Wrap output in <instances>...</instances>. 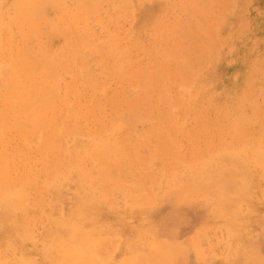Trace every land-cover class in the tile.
<instances>
[{
	"label": "rangeland",
	"instance_id": "rangeland-1",
	"mask_svg": "<svg viewBox=\"0 0 264 264\" xmlns=\"http://www.w3.org/2000/svg\"><path fill=\"white\" fill-rule=\"evenodd\" d=\"M21 2L0 0L2 264H71L75 237L92 264H264V0H54L36 29ZM151 76L171 95L140 102Z\"/></svg>",
	"mask_w": 264,
	"mask_h": 264
},
{
	"label": "bare ground",
	"instance_id": "bare-ground-1",
	"mask_svg": "<svg viewBox=\"0 0 264 264\" xmlns=\"http://www.w3.org/2000/svg\"><path fill=\"white\" fill-rule=\"evenodd\" d=\"M204 1V0H203ZM228 1H230V0H228ZM233 2H234V0H233ZM237 1H235V3H236ZM46 7H49V8H53V9H55V8H57V6H56V4H55V2H54V0H53V2H52V0L51 1H48V3H47V5L45 4V0H22V2H21V4L18 6V8H19V10H20V12H18L19 13V19H20V21L22 20V22H24V23H26V24H28V26L30 27V28H32V29H36V27H37V23L39 24L40 23V21L44 18V15H45V11H46ZM245 7H246V5H245ZM200 8V7H199ZM247 8V7H246ZM217 9H219V8H217ZM214 10V9H213ZM215 12V11H214ZM220 12V11H219ZM218 12V13H219ZM201 13V11L199 12V14ZM217 13V12H216ZM215 13V14H216ZM217 13V14H218ZM2 14V8H1V6H0V15ZM224 15H225V12L223 13ZM228 15V14H227ZM221 16V15H220ZM1 17V16H0ZM198 18V17H197ZM214 18V17H213ZM217 17H216V15H215V19H216ZM220 18V17H219ZM1 19V18H0ZM210 19H211V17H210ZM227 19V18H226ZM245 19V18H244ZM217 20H219L218 18H217ZM219 22H220V20H219ZM244 22V21H243ZM212 24V23H211ZM218 25V24H217ZM213 26H215V25H213ZM67 28H69V27H67ZM212 29V28H211ZM104 30V29H103ZM199 32V31H198ZM90 33V32H89ZM190 36V35H189ZM93 37V36H92ZM24 38L26 39V37L24 36ZM216 38H217V36H216ZM60 39V38H59ZM183 39V38H182ZM31 40V39H30ZM29 40V41H30ZM104 40V39H103ZM216 40V39H215ZM223 40V39H222ZM104 42V41H103ZM88 43V42H87ZM90 43V42H89ZM204 43H205V41H204ZM195 44V43H194ZM201 44H203V43H201ZM200 44V45H201ZM219 45V44H218ZM51 48V47H50ZM0 49H2L1 47H0ZM53 49H54V47H53ZM52 49V50H53ZM58 49H59V47H58ZM196 49V48H195ZM51 50V51H52ZM194 51V50H193ZM193 51H191L192 52V54L195 56V52H193ZM201 51V50H200ZM204 51V50H203ZM216 51V50H215ZM187 52V51H186ZM202 52V51H201ZM57 53V52H56ZM187 54V53H186ZM47 55V54H46ZM53 55V54H52ZM51 55V56H52ZM61 56H62V54H60ZM183 55V54H182ZM51 56H50V58H47V59H51ZM180 56V55H179ZM186 56V58H187V55H185ZM184 56V57H185ZM194 56H192V57H194ZM196 56H199V55H197L196 54ZM46 57V56H45ZM64 57H66V55L64 56ZM182 57V56H181ZM191 57V58H192ZM203 57V56H202ZM201 57H199V59H200ZM205 58V57H204ZM207 58V57H206ZM205 58V59H206ZM211 58H213V57H211ZM211 58H207V60L209 61ZM217 58V57H216ZM53 59V58H52ZM59 59V58H58ZM60 59H62V57L60 58ZM158 59V58H157ZM165 59V58H164ZM190 59V58H189ZM204 59V60H205ZM63 60V59H62ZM74 60V59H73ZM167 60V59H166ZM201 60V59H200ZM203 60V59H202ZM207 60H205V61H207ZM48 61H50L51 62V60H48ZM204 61V62H205ZM207 61V62H208ZM45 62V60L44 59H41V58H38V59H35L34 60V62L32 63V65L31 66H28V67H17V69L14 67V68H9V69H14L15 70V74H16V71H18L19 73L18 74H23V77H25V76H27V78H32L33 79V76H29V74L30 73H32V71H39V69L41 68V65L43 64ZM197 62H198V60H197ZM203 62V61H202ZM58 64L57 63V61L56 62H54V64ZM175 63V62H174ZM24 64H25V62H24ZM67 64V62L66 63H64L63 65H66ZM164 64H165V62H164ZM195 63H191V65H194ZM202 64H204V63H202ZM72 65V64H71ZM174 65V64H173ZM200 65V64H199ZM206 65V64H205ZM155 66V65H154ZM176 66V65H175ZM259 67V66H258ZM173 70L174 69H172V73H173ZM175 71H176V67H175ZM170 72V71H169ZM194 72V71H193ZM179 73H180V71H179ZM160 74V73H159ZM169 74V73H168ZM181 75V74H180ZM142 76H144V75H142ZM173 76H175V75H173ZM179 76V75H178ZM184 76H186L187 77V75L185 74ZM58 77V76H57ZM168 77H170L169 75H168ZM180 77V76H179ZM54 78V77H53ZM171 78H172V76H171ZM170 78V79H171ZM174 78H176V76L174 77ZM178 78V77H177ZM181 78V77H180ZM178 79V80H181V79ZM183 78V77H182ZM257 78V77H256ZM169 79V78H168ZM184 80L186 79V78H183ZM144 80V79H143ZM172 80V79H171ZM177 80V79H176ZM184 80H181V81H183L184 82ZM187 80V79H186ZM190 80V79H189ZM262 80H263V78H262ZM146 81V80H145ZM145 81H143V82H145ZM166 82H169V80L168 81H166ZM172 82V81H171ZM177 82V81H176ZM188 81H186V82H184V84L186 85V83H187ZM181 83V82H180ZM145 84L147 85V90L146 91H148V92H145V94H138L137 95V100L138 101H140V102H142V100L144 99V96L145 95H148L149 94V92L151 93L152 91H157L156 93L158 94V92H160V93H162L163 92V89H164V92L166 91V95H167V93H170L169 95H171V92L170 91H168V90H166V88H164V86L162 87L161 86V83H159L158 84V82H157V80H156V76H151L150 78H148V80L145 82ZM145 84H143V85H145ZM174 84H175V82L172 84V87H174ZM185 85H184V87H185ZM176 86V85H175ZM39 88L41 89V90H43L44 92H45V94H46V96L47 97H49V96H56V86L55 85H48V82L46 81V80H44V81H40L39 82ZM186 88V87H185ZM63 90V89H62ZM172 91L173 90H175V89H171ZM177 90V89H176ZM67 91V90H66ZM106 91V90H105ZM168 91V92H167ZM109 92V91H108ZM163 92V93H164ZM174 93H172L173 95H175V91H173ZM156 93H154L155 95L154 96H156L157 94ZM153 94V93H152ZM164 95L165 94H163V95H161L160 97H162V98H160V99H158V101L157 102H160L159 103V106H157L156 105V103L154 104V107H158L159 108V110H161L162 111V109H164L165 107H167V108H165L166 109V111L168 112V110H169V107L166 105L167 103H168V105L169 106H171L170 105V102H172V101H168L169 100V98H170V100H171V96L168 98H166L167 99V101L168 102H165L164 103ZM153 96V97H154ZM173 99V102H174V97H172ZM176 98V97H175ZM163 99V100H162ZM165 99V100H166ZM95 100V99H94ZM154 100V99H153ZM177 100V99H176ZM175 100V102H179V100H177L176 101ZM150 101V100H149ZM151 101H152V99H151ZM150 101V102H151ZM155 101V100H154ZM153 101V102H154ZM93 102V101H92ZM152 102V103H153ZM173 102L171 103L172 105H174V106H176V104H173ZM174 102V103H175ZM94 103V102H93ZM178 104H181V102H179ZM150 105H153V104H151L150 103ZM149 105V106H150ZM156 105V106H155ZM36 106V105H35ZM93 106V105H92ZM136 106L137 105H135V104H131V109L133 110L134 108H136ZM30 106H26V108H29ZM152 107V106H151ZM93 108V107H92ZM125 108V107H124ZM156 108H155V110H156ZM164 109V110H165ZM170 109H172V108H170ZM158 110V112L160 113V111ZM164 110L162 111V113L164 112ZM173 110V109H172ZM172 110L170 111V113L169 114H167V113H163V114H165V115H167V116H169V117H167L168 119H171V118H173V117H171L172 115H170V114H172L171 112H172ZM21 111H22V109H21ZM123 112H124V110H122ZM151 110H149V112H150ZM117 112V111H116ZM155 112V111H154ZM113 113H114V111H113ZM118 113V112H117ZM116 113V114H117ZM125 113V112H124ZM158 113V114H159ZM162 113H160L161 114V117L163 116V114ZM118 114H120V113H118ZM150 114H151V112H150ZM122 115V114H121ZM148 115V114H147ZM26 116H27V114H26ZM92 116V115H91ZM153 117V116H152ZM165 117V116H164ZM163 117V118H164ZM121 118V117H120ZM162 118V119H163ZM166 118V117H165ZM164 118V119H165ZM94 119V118H93ZM115 119V118H114ZM148 120L149 119H151V118H147ZM25 120V119H24ZM155 120V119H154ZM26 121V120H25ZM122 121V120H121ZM151 121V120H150ZM163 121V120H162ZM170 121V120H169ZM117 122V121H116ZM120 122V121H119ZM132 122H134L133 121V119H132ZM145 122V121H144ZM82 123V122H81ZM132 125H133V123H131ZM136 123H134V125H135ZM127 125V124H126ZM133 127V126H132ZM147 127V126H146ZM160 127H161V125H160ZM89 129V128H88ZM158 132H160L161 134H163L164 132H165V126H164V128L163 127H161V128H159V126H158ZM162 129H164L163 131H162ZM44 131H45V129H44ZM136 131H137V129H136ZM168 132V131H167ZM167 132H165V133H167ZM39 133V132H38ZM164 133V135H166L167 136V134H165ZM169 134V133H168ZM141 135V134H140ZM154 137V136H153ZM40 138V137H39ZM41 139V138H40ZM164 139H162V141H163ZM161 143H163V142H161ZM167 145V144H166ZM255 145V144H254ZM254 145H252V146H254ZM251 147V146H250ZM257 150H259V149H257ZM131 151V150H130ZM138 152V151H137ZM136 152V153H137ZM32 153H34V152H32ZM139 155V154H138ZM263 154H261V157L260 158H263L264 156H262ZM140 157V156H139ZM259 157V156H258ZM142 158V157H141ZM259 158V159H260ZM17 159V158H16ZM258 159V160H259ZM145 160H147V159H145ZM199 160V158L197 157V158H195V161H198ZM263 160V159H262ZM143 163V162H142ZM145 163H147V161L145 162ZM143 165V164H142ZM126 168H127V166H125ZM113 168H117V169H119V170H122V166H121V164L120 163H118V164H113ZM129 168V167H128ZM115 170V169H114ZM125 170V169H124ZM127 171V170H126ZM129 171H131L130 170V168H129ZM26 172V171H25ZM26 173H28V171L26 172ZM115 173H118L119 175L122 173H120L119 171H117V172H115ZM14 174V173H13ZM18 175V174H17ZM118 175V176H119ZM127 175V174H126ZM10 176V175H9ZM142 176V175H141ZM140 176V177H141ZM109 178V177H108ZM126 178V177H125ZM27 179V178H26ZM109 180V179H108ZM21 181H22V179H21ZM2 182V181H1ZM107 182V181H106ZM3 183V182H2ZM125 183V182H124ZM22 184V183H21ZM17 185V184H16ZM15 185V186H16ZM119 185H120V183H119ZM123 187V186H122ZM119 188H121L120 186H119ZM118 188V186H117V189H119ZM123 190V189H122ZM129 191H130V187H129V189H128ZM124 191V190H123ZM9 192V191H8ZM122 192V191H121ZM108 193V192H107ZM148 194V196H149V193H147ZM112 196V195H111ZM182 216V215H181ZM180 217V216H179ZM77 237H75V238H73V239H69V240H65V241H57V240H55L54 241V243L53 244H57V245H60V247L61 248H59V249H63V251H58L55 247H54V249H55V251H57V252H61L62 254H64V256L66 255L67 256V261L69 262V263H71V264H92V262L95 260V250H93L92 248H95V246L93 247V244H88L87 245V247L85 248L84 247V245H81V244H79L77 241ZM90 241V240H89ZM120 241V240H119ZM101 242V241H100ZM99 242V243H100ZM98 244V243H97ZM100 245V244H99ZM102 246H104V245H102ZM81 248H84V250L83 251H81V252H77V249H81ZM104 248V247H103ZM96 249V248H95ZM71 250H73V251H71ZM105 250H106V248H105ZM103 251V250H102ZM104 252V251H103ZM98 255H100V253H98ZM184 257H185V255H184ZM0 264H2V261L0 260ZM50 264H62L61 262H59V261H53V262H51ZM98 264V263H97Z\"/></svg>",
	"mask_w": 264,
	"mask_h": 264
}]
</instances>
